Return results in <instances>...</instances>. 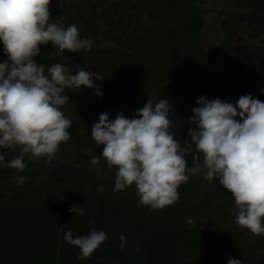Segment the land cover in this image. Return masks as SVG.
I'll return each instance as SVG.
<instances>
[{
	"label": "clouds",
	"instance_id": "clouds-1",
	"mask_svg": "<svg viewBox=\"0 0 264 264\" xmlns=\"http://www.w3.org/2000/svg\"><path fill=\"white\" fill-rule=\"evenodd\" d=\"M60 2L0 0V167L18 174L27 167L26 156L29 160L46 157L50 163L60 146L69 143L72 122L65 116L72 103L66 89L78 92L83 87L97 96L112 89L102 85L104 78L95 70L79 65L73 70L58 62L64 54L90 51L93 43L80 38L77 25L54 17ZM244 32L264 47V36L253 38L248 29ZM231 39L234 43L237 34ZM49 44L54 51L41 60L40 55L49 51L41 46ZM108 99L119 113L114 120L110 107L95 114L89 133L96 147L103 149L90 163L97 166L103 159L109 171L105 167L98 172L111 181L102 183L88 206L93 223H86L78 236L68 231L63 237V246L75 259L82 264H202L198 254L180 240L179 225L170 219L174 207L185 199L190 208H197L201 200L210 208H220L203 181L230 192L234 205L235 215L227 223H217L216 236L207 233L217 241L214 247L232 251L235 240L229 239L237 236L256 247L264 242V102L251 94L231 103L200 97L188 121L195 127L189 128L190 139L181 146L169 132L173 109L166 99L154 104L130 92L121 99ZM17 148L19 155L9 162L6 149ZM188 154L192 167L185 159ZM25 181L24 176L16 178L18 185ZM68 211L85 215L84 207L76 204ZM134 218L168 230L170 237L157 232L134 238L126 231L128 220ZM187 223L195 226L192 218ZM118 225L120 237L108 238ZM199 243L205 246L204 236ZM228 264L242 261L229 258Z\"/></svg>",
	"mask_w": 264,
	"mask_h": 264
},
{
	"label": "trees",
	"instance_id": "trees-1",
	"mask_svg": "<svg viewBox=\"0 0 264 264\" xmlns=\"http://www.w3.org/2000/svg\"><path fill=\"white\" fill-rule=\"evenodd\" d=\"M226 4L228 10L219 13L223 15L220 28L225 40L220 48L208 49L201 40L206 27L202 0H61L54 8L57 14H53L54 17L65 20L67 25H77L83 36L95 42L119 43L120 46L97 48L79 55L64 54L58 57V62L73 70L77 65L90 72L95 70L104 78L103 86L114 88L117 99L131 92V87L146 98V102L151 99L155 104L166 99L173 109L169 113L173 125L169 132L183 146V141L190 139L189 128L195 127L188 121L200 97L231 103L251 94L264 102V49L247 35L234 43L231 39V35L246 29L253 38L264 36V0H230ZM98 13H101L103 26L91 20ZM122 38L128 41L127 45L120 42ZM50 53L44 52L40 59L44 60ZM104 102L93 100L89 108L73 109L65 116L72 122L68 142L73 143L77 151L89 153L90 160L93 155H101L103 149V146L96 147L89 133L90 109L101 107ZM110 103L115 108L114 120L119 112L116 105ZM19 152V148L6 149L9 162ZM185 159L188 167H192V156L188 154ZM104 162L101 159L98 170L91 163L73 159L61 162L55 156L49 163L46 157L29 160L26 156L27 167L23 173L0 167V264H82L63 246L66 245L63 237L68 231L78 236L84 232L86 223H93L88 206L94 203V193L102 183L111 181L98 172L105 169ZM18 175L26 177L22 185L16 182ZM11 179L12 184H5ZM203 187L216 196L212 202L220 204L221 208H210L202 200L199 208H190L186 199L181 206H175L170 220L179 225L180 240L198 254L202 264H228L229 258L240 259L242 264H264V242L256 247L237 236L229 239L230 242L235 240L232 243L235 249L229 252L219 245L215 248V243L210 244L208 250L199 243L204 235L216 236L217 223H227L235 215L234 205L229 201L230 192L224 193L206 181ZM7 191L12 194L8 195ZM224 202L226 205L222 208ZM73 204L83 206L85 215L69 212ZM188 218L197 224L190 226ZM127 223L126 231L136 239L152 237L157 232L170 237L168 230L155 229L139 218ZM131 223L134 226H130ZM118 229L119 225L108 238L120 237Z\"/></svg>",
	"mask_w": 264,
	"mask_h": 264
},
{
	"label": "rangeland",
	"instance_id": "rangeland-1",
	"mask_svg": "<svg viewBox=\"0 0 264 264\" xmlns=\"http://www.w3.org/2000/svg\"><path fill=\"white\" fill-rule=\"evenodd\" d=\"M227 1H230V0H202L204 8L206 9V13L204 16L205 22H206V27L203 30V32L201 33V40H202V45L205 48H208V49H211L213 47L220 48V46L222 45V43L225 40L223 32L220 28L221 22L223 21V15H219V13L220 12L225 13L228 10V5L226 4ZM91 20L97 26H103L104 25L101 13H98L96 16L91 17ZM147 25L151 26V23L147 24ZM78 29H79V33L82 34L79 27H78ZM243 36L246 37V33L244 31L237 34V38L243 37ZM80 38L85 39L86 37L82 35ZM91 41L93 43H92L91 50L88 51L89 53L93 52V50L95 48L108 49L111 46H116V47H118V45L120 46L119 43L117 45L116 43L95 42L93 40H91ZM120 42L122 44H126V45L128 44V41L125 38L120 39ZM256 43L260 46L261 49H264V47L261 46L260 43H258V42H256ZM44 49L49 50V51H54L51 44H49L47 46H41V50H44ZM129 90H131V92H130L131 94L135 93L136 95H138L137 92H134V87L129 88ZM66 92L68 93V95L70 97V102L72 103V105H71L72 110L73 109L78 110L80 107L89 108V104H90L91 100L95 97L103 99V100L106 99L101 107H94V108L90 109V112L92 113V116L90 118V123L92 122L93 118L95 117V114L97 113L98 109L107 108V107L115 109L112 106V104L110 103V100L108 99V98L115 97L114 88H112L106 92L101 91L102 95H100V96L95 95L94 92H89L87 88H83V87H81V89L78 92H73L70 89H66ZM124 95L125 94H122L121 97ZM63 108H64V106H63ZM104 113H107V112H104ZM94 124H95V122H92V126ZM72 144L73 143L69 142L66 145L60 146L59 151L57 152V157L61 160V162H67V160L73 159L75 161L82 162V163H90V159L88 158V154L85 153L84 151H77V149ZM98 166H100V164L97 166H93V167L97 169ZM102 166H105L106 169L109 171V169L105 163H103ZM13 182H14V180L11 179V180L5 182V184H7V183L12 184ZM7 194L11 195L12 192L7 191ZM204 240H205V246H206L207 250H208V246L210 244L217 243V241H215V240H210V237L208 235H204Z\"/></svg>",
	"mask_w": 264,
	"mask_h": 264
},
{
	"label": "bare ground",
	"instance_id": "bare-ground-1",
	"mask_svg": "<svg viewBox=\"0 0 264 264\" xmlns=\"http://www.w3.org/2000/svg\"><path fill=\"white\" fill-rule=\"evenodd\" d=\"M88 125H89V124H88ZM74 147H75V146H74ZM88 154H89V153H88ZM103 167H104V166H103ZM100 169H101V168H98V170H100ZM96 175H97V174H96ZM100 175H101V174H100ZM100 175H98V176H100ZM101 176H102V175H101ZM98 178H100V177H98ZM98 178H97V179H98ZM95 179H96V178H95ZM101 179H102V178H101ZM222 194H223V193H222ZM222 194H221V195H222ZM222 196H223V195H222ZM222 196H221V197H222ZM223 197H225V196H223ZM225 201H226V200H225ZM221 205H222V204H221ZM188 207H189V206H188ZM198 208H199V207H198ZM220 208H221V206H220ZM220 208H219V209H220ZM42 212H43V210H42ZM187 212H189V210H187ZM205 212H206V210H205ZM205 212H204V213H205ZM192 213H193V212H192ZM194 213H196V212H194ZM204 213H203V214H204ZM203 214H202V215H203ZM207 214H208V212H207ZM190 215H191V213H190ZM199 215L201 216V213H199ZM187 216H188V215H187ZM188 217H189V216H188ZM196 217H197V215H196ZM199 222H200V220H199ZM184 224H185V223H184ZM186 224H187V223H186ZM194 224H197V222H194ZM201 226H202V225H201ZM183 234H184V233H183Z\"/></svg>",
	"mask_w": 264,
	"mask_h": 264
}]
</instances>
